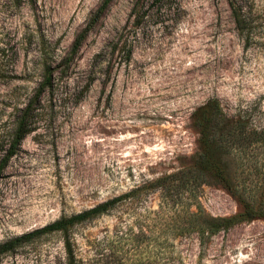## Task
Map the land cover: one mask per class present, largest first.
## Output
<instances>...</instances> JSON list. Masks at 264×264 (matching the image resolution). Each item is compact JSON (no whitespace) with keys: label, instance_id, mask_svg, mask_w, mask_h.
Wrapping results in <instances>:
<instances>
[{"label":"rangeland","instance_id":"374dc122","mask_svg":"<svg viewBox=\"0 0 264 264\" xmlns=\"http://www.w3.org/2000/svg\"><path fill=\"white\" fill-rule=\"evenodd\" d=\"M103 1L0 0V146L44 72L55 80L0 177V243L191 166L194 116L210 100L264 128V49L244 51L227 0H114L73 55ZM144 193L75 228L81 264H264L263 218L201 245L162 234L160 193ZM195 196L210 216L243 211L214 180ZM0 264H67L64 238L43 236Z\"/></svg>","mask_w":264,"mask_h":264},{"label":"trees","instance_id":"16d2710c","mask_svg":"<svg viewBox=\"0 0 264 264\" xmlns=\"http://www.w3.org/2000/svg\"><path fill=\"white\" fill-rule=\"evenodd\" d=\"M26 1L32 3L33 0ZM113 1L102 2L76 38L73 55L80 50ZM227 2L244 51L264 49V0ZM139 13L137 3L131 18L139 21ZM131 58L132 51L129 50L126 60L130 62ZM43 77L36 96L24 107L16 109L13 127L7 135V145L0 146V177L20 151L23 141L33 132L40 97L54 89L52 72L46 70ZM194 117L200 134V152L194 157L191 166L139 186L126 195L109 199L91 209L62 217L41 229L0 243V258L15 254L43 236L58 233L64 238L67 264H81L73 240L75 228L112 213L127 200L135 202L136 196L145 195L144 190L146 194L147 191L160 193V211L157 216L164 220L163 228H160L162 234L172 237L196 235L201 245L240 224L264 219V128L255 126L245 115H226L218 99L208 101L196 111ZM210 180L219 182L241 202L243 211L231 217H214L206 214L196 202H189V199L196 198L197 188ZM185 195L186 199L183 197Z\"/></svg>","mask_w":264,"mask_h":264}]
</instances>
